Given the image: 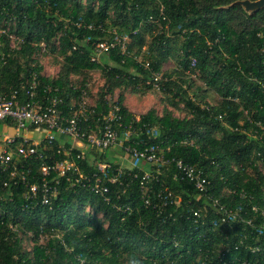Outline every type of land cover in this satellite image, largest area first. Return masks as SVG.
<instances>
[{"label": "trees", "instance_id": "trees-1", "mask_svg": "<svg viewBox=\"0 0 264 264\" xmlns=\"http://www.w3.org/2000/svg\"><path fill=\"white\" fill-rule=\"evenodd\" d=\"M236 1L0 0V90L26 83L35 72L38 90L57 87L66 104L86 90L85 74L100 68L99 112L107 108L105 95L120 88L152 89V74H158L170 109L135 115L123 93L118 95L125 122L140 126L135 139L202 168L221 202L240 203L249 213L252 204L264 209V161L259 164L258 154L264 150V6L249 14ZM122 35L127 36L124 53L117 45L98 54L107 58L92 59L98 41ZM41 44L61 57L54 77L42 72ZM170 59L176 67L163 70ZM188 73L202 87L193 86ZM74 75H83L77 86ZM208 89L220 97L215 104L206 101ZM181 107L185 114L175 116L173 110ZM39 165L38 159L23 163L29 181L39 179ZM143 168L123 170L121 184L110 185V203L86 188H64L61 180L51 207L25 198L20 183L3 186L8 177L0 173V264H257L264 259L239 245L247 225L223 223L209 207L193 216L203 204L200 194L172 179V164L160 167L144 196L131 175ZM227 188L236 191L228 194ZM168 190L180 197L176 207L163 204ZM25 240L32 242L30 249Z\"/></svg>", "mask_w": 264, "mask_h": 264}, {"label": "built area", "instance_id": "built-area-1", "mask_svg": "<svg viewBox=\"0 0 264 264\" xmlns=\"http://www.w3.org/2000/svg\"><path fill=\"white\" fill-rule=\"evenodd\" d=\"M126 40L127 36L122 35L115 41H98L95 44L97 55L92 59L98 61V54L117 45L124 53ZM41 49L45 50L43 44ZM133 58L136 62L141 61L139 56ZM141 63L145 68L148 67V62ZM194 64L192 59L191 66ZM151 78L153 88L159 90L158 80L161 76L153 73ZM39 86V78L32 72L26 83L20 82L0 90V125L12 128L11 134L0 135V173H7L8 177L5 181L1 179L3 186L20 183L25 187V198L38 200L42 205L51 207L61 180H64V188H86L110 203V185L119 181L125 168H141L138 162H147L153 167L150 170L143 168L140 175L131 174L133 178H138L140 190L146 196L147 184L152 179H158L160 167L172 164L175 168L172 179L190 184L200 194L203 204L192 210L193 216L199 217L202 208L209 207L223 223L247 225L250 230L240 239L239 245L243 244L245 250L253 254L260 253L264 257V209L252 204L249 213L240 203L231 206L221 202L218 196L212 194L211 181L202 168L180 157H165L158 144L141 143L135 139L140 126L137 127L131 121L125 122L118 96L105 95L107 108L97 112V101L91 100L85 89H80L65 104L57 87L47 84L39 91ZM255 124L262 127L260 121ZM122 128L124 131L120 136L119 130ZM115 148H118L119 154L115 153ZM60 154L62 158L57 157ZM258 154L261 155V165L264 150ZM32 159L40 160L37 181H29L21 169L25 161ZM126 159L137 161L138 165L122 166ZM87 166L92 169L89 170ZM226 191L232 194L236 190L227 188ZM238 194L245 197L243 191ZM144 201L149 203L147 198ZM179 201V195L168 190L163 204L176 207ZM113 206L121 208L114 203ZM124 210L130 213L131 209L124 206ZM244 239L254 240L255 243H244ZM257 264H264V259H260Z\"/></svg>", "mask_w": 264, "mask_h": 264}, {"label": "rangeland", "instance_id": "rangeland-1", "mask_svg": "<svg viewBox=\"0 0 264 264\" xmlns=\"http://www.w3.org/2000/svg\"><path fill=\"white\" fill-rule=\"evenodd\" d=\"M101 56H104V58H107L105 57V54H101L100 56L98 55L99 58H101ZM39 60L43 67L42 72L45 76H48L50 78L56 76V74L59 71L60 65H61V57H59L57 54H53L50 52L48 53L47 50H44L42 51L41 54H39ZM107 62L112 64V61L110 59H107ZM175 67H176L175 60L170 59L168 62H166L163 65V70L169 71ZM99 69L100 68L91 70L87 72L84 76L85 87H86L87 93L89 94L91 100H94V101H96L98 92L103 84V77ZM187 76L195 79L193 86L202 87V82L199 79H197L193 73H188ZM82 78H83V75L71 76V79L75 83L74 84L75 86L79 84ZM139 88H140L139 92H131L128 88L127 89L120 88V89H116L114 93L109 94V95L111 97H117L122 92L124 95V104H126L128 110L135 115H140L142 113H145L150 108H155L158 113H161L162 110L166 106H168L167 105L168 101L165 97V94L162 93L161 91L156 90L154 88L144 89L143 86ZM219 98H220L219 95L214 90L208 89L206 91V101L209 102L210 104H215L219 100ZM167 108H169V106ZM173 114L175 116L181 117L185 114V110L182 109L181 107L180 109L173 110ZM6 133L11 134L12 128L10 127L4 128L2 125H0V135L6 134ZM115 153L116 154L120 153L118 148H115ZM138 163H139V166H143L146 169H148L149 168L148 165H150L147 162L143 164L141 162H138ZM138 163L137 161L126 159L124 160L122 166H125V167L134 166L135 164L138 165ZM88 209L89 208L87 207L86 210L88 211ZM42 241H45V239L43 238ZM31 245H32V242H30L29 240L23 241L24 248L30 249Z\"/></svg>", "mask_w": 264, "mask_h": 264}, {"label": "water", "instance_id": "water-1", "mask_svg": "<svg viewBox=\"0 0 264 264\" xmlns=\"http://www.w3.org/2000/svg\"><path fill=\"white\" fill-rule=\"evenodd\" d=\"M235 3L241 5L244 11L249 14L264 6V0H237Z\"/></svg>", "mask_w": 264, "mask_h": 264}]
</instances>
